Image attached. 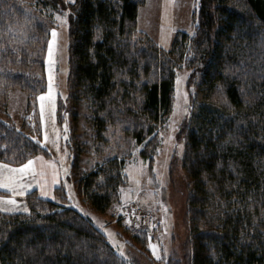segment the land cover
I'll return each mask as SVG.
<instances>
[{
    "label": "trees",
    "instance_id": "16d2710c",
    "mask_svg": "<svg viewBox=\"0 0 264 264\" xmlns=\"http://www.w3.org/2000/svg\"><path fill=\"white\" fill-rule=\"evenodd\" d=\"M142 1L0 0V161L49 156L39 143L37 97L46 89L52 13H67L66 94H58L56 122L62 134L64 121L69 127L64 147L78 197L99 213L118 201L127 139L151 164L176 71L187 67L189 115L178 136L188 252L164 264H264V0H199L193 31H177L168 49L137 29ZM12 90L26 94L20 126L6 110ZM66 194L62 184L54 199L31 191L28 212L0 210V264H138L65 204ZM128 226L154 264L148 231Z\"/></svg>",
    "mask_w": 264,
    "mask_h": 264
},
{
    "label": "rangeland",
    "instance_id": "374dc122",
    "mask_svg": "<svg viewBox=\"0 0 264 264\" xmlns=\"http://www.w3.org/2000/svg\"><path fill=\"white\" fill-rule=\"evenodd\" d=\"M198 1L143 0L137 10V29L155 40L161 47L168 49L177 31L189 33L193 31V12L198 5ZM56 14L62 17L65 15L63 12L54 11L52 13L54 25L50 28L48 41L52 38V28H57L58 36L54 45V64H50L48 60L47 41L45 51L46 89L48 88L49 91V83L51 82V91L56 90L59 95L64 96L66 94L68 70L67 19L66 23L57 21ZM189 71V68L184 66L176 71L171 109L165 121L158 128L157 138L159 144L151 164L149 165L141 157L139 154L141 146L136 144L134 139L126 140L123 148L125 151H129L130 154L126 157L124 168L127 182L120 187V197L118 201L109 207L108 211L104 213L96 212L88 203L78 197L70 179V158L68 153L60 159L63 166L62 170L64 171L62 186L67 193V200L64 203L79 210L83 208L85 213L90 214L87 217L105 235L118 253L128 259L135 257L138 264L153 263H149L144 255L143 251H145L146 247L143 248L133 241L132 229H130L126 220L118 214V206L122 203L134 202L142 209L152 211L156 215L155 228L148 232L149 244L156 245L155 253L151 247H148L150 256L156 261L154 264H164L168 258L182 261L184 255L188 252L186 242L188 235L186 218L188 186L185 173L181 167L183 139L178 136V133L181 124L188 119L189 114H178L175 116L176 123L171 127H169L171 124L169 117L173 115L174 106L177 103H183L182 97L178 101L177 75L182 77L179 89L181 92L188 93L187 78ZM50 75L51 81L49 79ZM25 101L26 94L24 92L18 90L9 91L6 110L11 121L17 126H20L23 121ZM65 123L67 122L64 121L62 123V144L64 146L69 138L68 124L67 132H64ZM77 127H79V130L83 127L82 120L78 122ZM76 131L79 132L77 128ZM107 148L111 150L114 146H106V153ZM65 149L68 151L67 147ZM119 149L122 154L124 150L122 148ZM83 161L85 166H88L90 162L92 163V157L84 154ZM65 169H67V172H65ZM77 204L79 207H77ZM157 214L159 216L158 219ZM83 215L85 214L83 213Z\"/></svg>",
    "mask_w": 264,
    "mask_h": 264
},
{
    "label": "snow or ice",
    "instance_id": "6c2138e0",
    "mask_svg": "<svg viewBox=\"0 0 264 264\" xmlns=\"http://www.w3.org/2000/svg\"><path fill=\"white\" fill-rule=\"evenodd\" d=\"M66 2L67 3H74V0H66ZM66 16H67V13H65V15L63 17L59 14H56V19H57V21H60L62 23H66ZM57 36H58L57 28H52L51 29V37L52 38H51V40L48 41V60H49L50 64L55 63L54 45L56 44ZM49 79L51 81V75H50ZM181 79H182V77L180 75H177L178 101L182 97L183 103L182 104L177 103V105L174 106L173 115H172V117H169V120L171 121V124L169 125V127H171L172 125H174L176 123V120L174 119V117L177 116L178 114H189L188 108L190 107V105H188V102H187L188 93L187 92H181V90L179 89V84H180ZM50 92H51V82L49 83V94H50ZM40 99H41V101L44 100V94H41ZM43 107L44 106L42 103L41 104V115L42 116H43ZM53 132H56L55 128H53ZM64 132L65 133L67 132V123H65ZM31 139L37 140V137L33 136V137H31ZM48 139H49L48 132L45 131L44 132V140L39 141V143L46 144ZM57 139H58V136H57V138L52 140V143L56 146V148L58 150L59 145L57 143ZM37 160L41 162L39 167L35 166V161H37ZM65 172H67V169H65ZM49 174L51 175L52 182L54 184L59 182L57 180L58 170H57L56 163L51 161V160L45 161L43 156L30 158L27 160L26 163L21 164L19 167H13L10 164L0 163V187H3L5 189H9L12 192L11 196L0 197V206L8 205V207L5 208L6 211H13L14 210V208L18 204V201L15 198L17 193L19 195L23 196V195H25L24 190L26 188L31 187V184L30 183L26 184L24 182V180L22 179V177L30 176L33 179H36L37 183L43 189L44 185H46L48 182L47 178H48ZM137 182H139V181H137ZM43 194L47 195L46 192ZM77 207H79L78 204H77ZM24 211L28 212L29 209L25 206ZM80 211L82 213H84L86 216L90 215L88 213H85L83 208H80ZM93 219H95V218L93 217ZM101 227H102V225H101ZM105 231H107V230L105 229ZM149 247H151L153 249V252L155 253L156 245H153L150 243Z\"/></svg>",
    "mask_w": 264,
    "mask_h": 264
},
{
    "label": "crops",
    "instance_id": "0c3cea01",
    "mask_svg": "<svg viewBox=\"0 0 264 264\" xmlns=\"http://www.w3.org/2000/svg\"><path fill=\"white\" fill-rule=\"evenodd\" d=\"M41 94H44V100L41 101L40 97ZM57 100H58V93L56 90L53 92L51 91L49 94L48 88L46 89L45 92H42L38 95L37 97V106H38V112H39V117H40V124H41V140H44V132L47 131L49 135V139L46 142V144H43V146L47 149L49 152V156H44L42 154H36L31 158L38 157V156H43L45 161H53L57 165V170H58V176L57 180L59 181L58 183H53L52 182V177L49 174L47 180V184L44 185L43 189L41 186L37 183L36 179H33L30 176L22 177L24 182L26 184L30 183L31 187L26 188L25 195L21 196L17 193L16 195V200L18 201L17 206L14 208L13 211H6L5 208L8 207V205H2L0 206V210L8 213H14V212H25L24 207H27V203L25 200V196L27 193L31 191H36V194L40 198L44 199H54L55 198V188L61 184H63V178H64V171L62 170L63 166L61 164V158L65 157L67 155V150L65 149L64 145L62 144V131L61 128H59L57 122H56V105H57ZM43 103V116L41 115V104ZM53 128L56 129V132H53ZM57 143L59 145V149L57 150L56 146L52 143V140L57 138ZM25 161L24 163H26ZM3 164H9V163H4ZM40 161H35V166L39 167L40 166ZM23 164V163H21ZM21 164L14 165L10 164L13 167H19ZM47 193V195H44L43 193ZM12 192L9 189H5L3 187H0V197H6V196H11ZM75 208V207H74ZM76 209V208H75ZM81 214H83L79 209H77ZM161 217V216H160ZM159 218L157 214V219Z\"/></svg>",
    "mask_w": 264,
    "mask_h": 264
},
{
    "label": "built area",
    "instance_id": "2783aa9c",
    "mask_svg": "<svg viewBox=\"0 0 264 264\" xmlns=\"http://www.w3.org/2000/svg\"><path fill=\"white\" fill-rule=\"evenodd\" d=\"M118 214L134 229L151 230L155 226L156 216L133 202L119 205Z\"/></svg>",
    "mask_w": 264,
    "mask_h": 264
}]
</instances>
